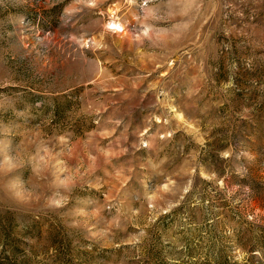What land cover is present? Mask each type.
Returning a JSON list of instances; mask_svg holds the SVG:
<instances>
[{
    "label": "rangeland",
    "instance_id": "374dc122",
    "mask_svg": "<svg viewBox=\"0 0 264 264\" xmlns=\"http://www.w3.org/2000/svg\"><path fill=\"white\" fill-rule=\"evenodd\" d=\"M0 264H264V0H0Z\"/></svg>",
    "mask_w": 264,
    "mask_h": 264
},
{
    "label": "clouds",
    "instance_id": "9594fccd",
    "mask_svg": "<svg viewBox=\"0 0 264 264\" xmlns=\"http://www.w3.org/2000/svg\"><path fill=\"white\" fill-rule=\"evenodd\" d=\"M15 167L16 165H11L7 170L11 172ZM12 192L16 197H22L24 195V192L15 183L12 185Z\"/></svg>",
    "mask_w": 264,
    "mask_h": 264
}]
</instances>
